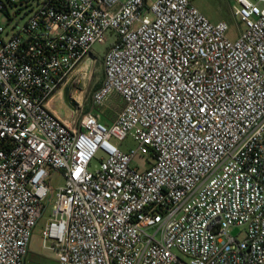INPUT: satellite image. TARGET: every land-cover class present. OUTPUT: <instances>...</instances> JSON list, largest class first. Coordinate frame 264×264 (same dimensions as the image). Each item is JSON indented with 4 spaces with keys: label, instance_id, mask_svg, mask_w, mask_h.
<instances>
[{
    "label": "built area",
    "instance_id": "2783aa9c",
    "mask_svg": "<svg viewBox=\"0 0 264 264\" xmlns=\"http://www.w3.org/2000/svg\"><path fill=\"white\" fill-rule=\"evenodd\" d=\"M231 1L234 40L189 0H0V264H31L53 194L57 264H264V0ZM112 36L91 103L124 108L60 118L50 102Z\"/></svg>",
    "mask_w": 264,
    "mask_h": 264
},
{
    "label": "rangeland",
    "instance_id": "374dc122",
    "mask_svg": "<svg viewBox=\"0 0 264 264\" xmlns=\"http://www.w3.org/2000/svg\"><path fill=\"white\" fill-rule=\"evenodd\" d=\"M25 1V0H24ZM33 7L37 6L40 0H29ZM199 11H201L211 22L225 21L229 25L228 37L232 40L238 38L240 31L244 29L243 23L234 16V5L230 0H189ZM0 18V23H2ZM26 22V18L18 16L14 20L10 21L11 26L19 24L23 26ZM6 24V23H5ZM9 27V26H7ZM110 36V35H109ZM108 36V37H109ZM115 37L112 36L104 44H96L91 50V58L93 59L90 66L87 67L86 62L80 64L78 70L75 71L76 81L73 84L71 91V97L76 105L73 109L72 120H78L85 114L100 113L102 116V122L105 124L110 123L114 120L119 112L124 108V101L118 94H113L102 106L93 107L91 103V97L93 92L100 86L104 77V55L110 47V42L114 41ZM73 75V74H72ZM72 79V78H70ZM54 103L61 106L67 112L69 109L62 100V95L59 94L54 99ZM71 111V112H72ZM136 144L132 138H127L122 143L123 149L134 148ZM147 158L137 157L133 161L134 166H141L145 168L147 166ZM150 160V159H149ZM99 161H94L93 167L97 168ZM64 185L61 176L54 173L51 180L50 186L55 191ZM54 202V194L52 199L48 201L47 208L44 212V216L38 221L36 227L33 230L31 243H30V254L28 260L32 264H57L56 254L54 251L43 248L42 230L45 223L51 216L52 203ZM241 232L240 228L233 227L230 229V233L233 236H239Z\"/></svg>",
    "mask_w": 264,
    "mask_h": 264
},
{
    "label": "crops",
    "instance_id": "0c3cea01",
    "mask_svg": "<svg viewBox=\"0 0 264 264\" xmlns=\"http://www.w3.org/2000/svg\"><path fill=\"white\" fill-rule=\"evenodd\" d=\"M230 2L235 6V4L230 0ZM92 58L91 56L85 61L86 64H87V67L90 66L91 62H92ZM78 70V69H77ZM76 70V71H77ZM75 72L73 73V75L70 77V78H74L75 77ZM69 78V80H71ZM61 95H62V91H61ZM58 96V95H57ZM56 98V97H55ZM54 98V99H55ZM54 99L50 102V109L55 113L57 114L60 118L66 120L67 122L71 123L73 120H72V114L73 111L70 110V112H67L66 110H64L61 106L57 105L56 103H54ZM72 111V112H71ZM31 252V251H30ZM29 256V255H28ZM28 260V259H27ZM29 263H31L29 260H28ZM32 264V263H31Z\"/></svg>",
    "mask_w": 264,
    "mask_h": 264
},
{
    "label": "water",
    "instance_id": "95a60500",
    "mask_svg": "<svg viewBox=\"0 0 264 264\" xmlns=\"http://www.w3.org/2000/svg\"><path fill=\"white\" fill-rule=\"evenodd\" d=\"M76 78L69 80L62 89V100L63 103L71 110L75 109L76 105L71 97V91Z\"/></svg>",
    "mask_w": 264,
    "mask_h": 264
}]
</instances>
